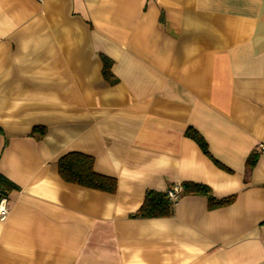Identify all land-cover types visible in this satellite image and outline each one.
Segmentation results:
<instances>
[{"label":"crops","instance_id":"1","mask_svg":"<svg viewBox=\"0 0 264 264\" xmlns=\"http://www.w3.org/2000/svg\"><path fill=\"white\" fill-rule=\"evenodd\" d=\"M263 142L264 0H0V264H264ZM71 152L116 193L65 183ZM183 183L235 198L129 217Z\"/></svg>","mask_w":264,"mask_h":264},{"label":"trees","instance_id":"2","mask_svg":"<svg viewBox=\"0 0 264 264\" xmlns=\"http://www.w3.org/2000/svg\"><path fill=\"white\" fill-rule=\"evenodd\" d=\"M102 76L104 80L109 81L111 78V62L102 56ZM44 128L34 127L32 135H42ZM184 135L193 140L201 152L207 156L218 167L221 165L212 158L208 151V146L202 136L193 128L188 127ZM258 154L251 153L246 159L245 165L251 169ZM57 172L59 177L67 184L76 185L90 190H95L107 194H115L117 190L116 180L110 177L96 174L93 170V159L81 153L71 152L62 156L57 162ZM181 192L180 197L185 196H203L207 200L208 210H216L229 206L234 201V196L224 199H216L211 195L209 188L196 183H183L179 185ZM16 187L0 176V198L7 196L8 192L15 190ZM174 204L168 199L167 192L147 190L144 194L142 204L130 218H166L173 213Z\"/></svg>","mask_w":264,"mask_h":264},{"label":"built area","instance_id":"3","mask_svg":"<svg viewBox=\"0 0 264 264\" xmlns=\"http://www.w3.org/2000/svg\"><path fill=\"white\" fill-rule=\"evenodd\" d=\"M42 2L43 0H38ZM259 149L264 152V142L258 145ZM181 192V188L179 186H175L169 191H167L168 199L173 203L174 205L179 200V194ZM8 214V208H7V200L5 198H0V221H3Z\"/></svg>","mask_w":264,"mask_h":264}]
</instances>
